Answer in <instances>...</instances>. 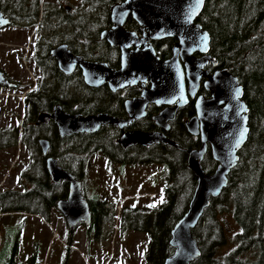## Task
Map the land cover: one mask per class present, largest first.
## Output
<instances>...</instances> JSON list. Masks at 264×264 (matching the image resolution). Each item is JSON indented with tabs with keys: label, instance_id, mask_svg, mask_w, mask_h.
Wrapping results in <instances>:
<instances>
[{
	"label": "flooded vegetation",
	"instance_id": "flooded-vegetation-1",
	"mask_svg": "<svg viewBox=\"0 0 264 264\" xmlns=\"http://www.w3.org/2000/svg\"><path fill=\"white\" fill-rule=\"evenodd\" d=\"M89 1L83 0L80 10L73 13L72 7L64 8L62 4L58 5L56 2L48 4L45 0H0V11L11 21L9 25L0 27V72L3 75V78L0 77V112L6 117H12V120H9L11 121L9 127H0V151H4L14 144L16 136H13V132L21 126V141L30 153L27 165L30 171H24L19 176L22 190L2 188L0 192L39 190V187L45 183L44 176L48 175L52 188L60 191L59 196H63L58 200L68 197L69 182L53 183L46 167L47 158L55 157L54 153L57 151V146L53 145L48 137L55 136L54 129L59 133L58 127L52 118L48 122L37 124L42 113L51 115L58 106L64 112L72 115L89 116L106 113L117 119L131 120L123 128L117 125H105L99 131L101 137L110 133V136H114L121 148L130 152L138 145L125 148L119 143V140L124 133L132 131L160 132L176 143H178L177 141L190 143L191 139L197 140L199 145L191 149L198 148L201 144L200 135L191 134L187 122L198 116L196 104L199 97L205 99L213 97V92L206 87L207 81L217 72L227 68L222 67L211 55L210 50L206 54L194 51L192 56L188 57L190 71L193 72L191 77H196L197 72L203 73L199 83L196 84L187 76V66L183 59L180 41L173 36L153 38L149 29L136 21L132 14L127 16L122 28L127 33L136 34L137 38L129 39L127 37L131 34L124 33L117 40L122 44L112 45L108 40L101 38L103 32L114 27L110 10L112 5L109 6L108 14L106 12L103 14L100 12V8L91 11ZM119 1L113 5L121 4L127 0ZM92 17L98 18L96 20L98 24L90 23ZM195 23H198L197 20ZM92 32L97 33L96 43L90 39ZM64 45L72 59L80 57L84 61L106 64L113 72L123 68V48L129 55H135L133 62L135 64L129 67L126 74L114 80L111 79L110 73L108 74L110 79H108L104 72L91 79H86L80 64L65 65L64 69L60 67L59 60L52 53ZM151 51L155 52L161 62L172 60L175 61V65H179V61L184 73L185 89L183 91L177 89L174 92H186L184 95L187 99L183 95L173 93L169 97L164 95L152 97L155 101L147 103L144 108H142L141 102L130 104L127 107L129 101L141 99L144 92H152L154 83L149 78L153 63V57H150ZM205 56L215 59V62L204 60ZM66 63L71 65V60L67 59ZM139 70L140 73H138ZM174 70L177 72V67L174 66ZM34 102L38 110H35ZM13 104L22 105L24 109V119L18 124H16V121L19 120L18 114ZM156 117L158 119H155ZM34 127L37 130H34ZM33 134L34 136H32ZM41 139H47L50 143L47 155L42 152ZM161 145L168 144H154L147 148ZM33 148L36 151H33ZM184 149L186 152L187 148ZM67 150L72 151V144ZM210 151L209 148L206 156ZM67 159L72 161L74 155L70 153ZM77 161L79 160L77 159ZM78 170L79 172L70 173L83 183L86 195L85 175L88 169L78 168ZM54 209L57 210L56 205ZM51 212L52 210L44 211L48 220L38 214L3 213L6 220L2 222L1 230L4 241H6L5 244L12 240L11 250L5 255L3 264L18 263L16 256L21 250V236L26 222L30 218L36 217L39 219L34 218L30 221L39 220L46 223L51 220ZM101 220L102 218H99L98 223H95L93 218L92 224L86 228L87 232H92L93 238L103 234L106 222ZM99 222L100 225H98ZM68 234V245L63 264H73L75 260L71 245L74 242L73 233L69 231ZM96 256L97 259L103 261H98L95 264L106 263L99 253ZM32 258L24 264L33 263ZM81 262L79 260L78 264H82Z\"/></svg>",
	"mask_w": 264,
	"mask_h": 264
},
{
	"label": "trees",
	"instance_id": "trees-1",
	"mask_svg": "<svg viewBox=\"0 0 264 264\" xmlns=\"http://www.w3.org/2000/svg\"><path fill=\"white\" fill-rule=\"evenodd\" d=\"M119 2L90 0L89 7L91 11L100 8V12L108 14L109 6ZM97 19L92 17L90 23L98 24ZM197 22L210 34L211 55L243 86L249 107L250 132L239 152V162L228 176L227 187L219 197L211 200L193 230L201 256L192 264H264V0H206ZM97 37V33L90 34L93 43ZM34 107L38 110L35 102ZM54 132L55 136L48 137L57 146L54 156L72 173L79 172L78 168L88 169L92 157L98 153L122 166L165 165L168 174L162 191L163 202L155 207H127L121 217L123 229L144 232L150 237L144 255L146 264H164L174 252L170 245L171 232L188 211L197 184L187 164V153L170 145L137 146L130 152L121 148L110 133L105 137L99 132L61 138L56 129ZM177 142L187 149L199 145L192 139L190 143ZM71 144L72 151H68ZM70 153L74 155L72 161L67 159ZM217 166L210 151L203 168L211 174ZM49 179L48 175L44 176L45 183L39 190L0 192V211L38 214L48 220L44 211L54 209L56 201L63 197L59 196L60 191L52 188ZM89 202L95 223L99 218L104 222L114 220V206L108 207L107 202L99 200ZM228 212L233 214L241 230L236 234L230 254L223 256L228 238L220 218Z\"/></svg>",
	"mask_w": 264,
	"mask_h": 264
},
{
	"label": "water",
	"instance_id": "water-1",
	"mask_svg": "<svg viewBox=\"0 0 264 264\" xmlns=\"http://www.w3.org/2000/svg\"><path fill=\"white\" fill-rule=\"evenodd\" d=\"M205 2L206 0H127L121 4L112 5L110 10L114 27L103 32L101 38L108 40L112 45L122 44L117 40L127 33L122 27L127 16L132 14L136 21L149 29L153 38L173 36L180 41L183 59L187 66V76L197 84L203 73L197 72L196 77H191L193 72L190 71L188 57H191L194 51L206 54L210 50L211 37L209 33L199 23H195L203 11ZM10 23V19L0 11V27ZM127 34H131L127 37L129 39L137 38L134 33ZM123 51V68L117 72L110 70L106 64L84 61L80 57L72 59L65 45L55 49L52 54L59 60L62 69L65 68V65L80 64L86 79H91L104 72L107 77L110 73L111 79L114 80L126 74L129 67L135 64L133 63L135 55H129L125 48ZM150 57H153L151 75L149 76L154 83L152 92H144L141 99L129 101L127 107L130 104L141 102L142 108H144L147 103L155 101L152 97L158 95L169 97L176 93L187 99L184 95L186 92H174L177 89L180 91L185 89L184 73L179 61L177 60L179 65H175V61L172 60L161 62L152 51ZM67 59L71 60V65L66 63ZM204 60L215 62V59L209 56H205ZM174 66L177 67V72L174 70ZM0 77L3 78L1 72ZM108 79L110 78L108 77ZM206 87L213 92V97L211 99L199 97L196 104L198 116L187 122L189 132L200 135L201 138L198 148L186 149L188 167L195 175L197 184L188 211L171 232L170 245L174 252L166 258L164 264H192L201 256V250L193 230L198 225L206 208L210 206L211 200L219 197L227 187L228 176L237 166L240 158L239 152L249 137V107L243 99L244 89L239 83V79L228 69H225L210 77ZM51 118L55 121L61 137L98 133L105 125H117L123 128L131 121L117 119L106 113L89 116L72 115L64 112L58 106L51 115L42 113L37 124L48 122ZM119 143L125 148L134 145L147 147L162 143L185 150L160 132L132 131L124 133ZM40 144L42 152L47 155L50 148L49 141L41 139ZM209 148L213 159L218 163L216 170L211 174L206 173L202 165ZM46 167L53 183L69 182L68 197L58 200L56 204L69 231L73 233L81 225L90 226L93 215L90 202L84 193L83 183L74 174L65 170L59 164L58 159L53 156L47 158Z\"/></svg>",
	"mask_w": 264,
	"mask_h": 264
},
{
	"label": "rangeland",
	"instance_id": "rangeland-1",
	"mask_svg": "<svg viewBox=\"0 0 264 264\" xmlns=\"http://www.w3.org/2000/svg\"><path fill=\"white\" fill-rule=\"evenodd\" d=\"M45 1L48 4H51L50 2L62 4L64 8L72 7L73 13L80 10L83 3V0ZM13 107L17 110L19 120L16 124H18L24 119V109L22 105L17 106V104H13ZM9 120H12V117H6L0 112V127H9L11 125ZM20 127L13 132V136H16L14 144L0 151V191L2 188L22 190L19 176L24 171H30L27 167L30 153L22 144ZM33 151L36 150L33 148ZM167 174V168L161 163L122 166L110 162L101 153L92 157L91 165L85 175L86 197L91 200L105 201L108 207L114 206L115 217L112 222L104 224L103 234L99 237L93 238L92 232L89 234L86 231L87 226L84 225L73 232L74 242L71 244L75 258L73 264H78L79 260L82 264L102 262V259H97L98 253L106 261L105 264H145L144 255L150 237L144 232L123 229L122 212L126 207L143 208L160 205L164 200L162 191L167 183ZM25 181L27 182V179ZM15 217L17 219V216ZM5 218L0 211V264L5 262L4 257L10 252L12 244V240L5 244L6 241L2 235L1 224L6 220ZM34 218L39 219L32 217L24 226L21 250L16 256L18 261L16 264H24L34 255L33 264H63L69 235L63 215L58 210L52 209L51 220L46 223L36 220L37 224H35L36 222L30 221ZM220 219L226 227L228 238V245L222 252L224 256L230 254V250L235 246L236 233H239L241 229L231 212L222 214Z\"/></svg>",
	"mask_w": 264,
	"mask_h": 264
}]
</instances>
